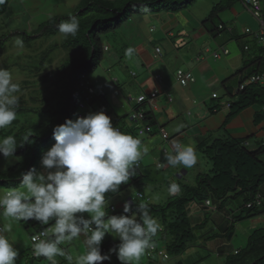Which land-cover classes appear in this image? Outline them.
Here are the masks:
<instances>
[{
    "label": "trees",
    "instance_id": "1",
    "mask_svg": "<svg viewBox=\"0 0 264 264\" xmlns=\"http://www.w3.org/2000/svg\"><path fill=\"white\" fill-rule=\"evenodd\" d=\"M195 1L84 0L77 13V17H84L80 32H78L79 36L75 38L69 36L68 42V46H75V57L57 70L55 81H53L55 79L53 74L45 76L44 86L51 87L53 91L49 95H45L46 91L51 89L46 88L44 95L32 98V107L28 106L24 109L26 96L21 95L18 98L19 107L16 109V120L9 128L0 130V141L8 136L15 138L17 148L13 156L18 159L16 165L6 172L0 173V183L18 182L23 185V175L32 174L34 176L46 148L55 141L53 128L64 125L67 120L74 122L80 103L85 101L81 92V79L86 74L90 75L96 72L105 58L102 37L116 32L121 24L128 21L135 13L143 11L151 13L179 12L187 9ZM230 7L231 3L216 7L204 25L213 26L218 15ZM5 10L6 7L2 6L0 14ZM210 32L214 33L215 31L211 29ZM84 66L86 67L84 68ZM263 72L264 56L262 50H259V55L236 75L239 76V83L235 94L228 92L234 99L230 101V117L256 106L260 108L259 115L264 119V88L259 85H248L243 91H239L240 87L246 84L252 76ZM36 94L34 92V95ZM102 99V97L96 98L87 104L91 107L98 105L100 106L99 111H104L106 104L99 103ZM144 116L142 122H135L132 119L131 121L138 126L141 124L155 128L157 123L152 112H144ZM126 118L127 116L122 119ZM119 128L124 135H138L139 128L130 129L131 134H127L124 129ZM29 133H31L29 143L20 147L22 139ZM201 153L211 162L212 169L208 173L199 174L194 186L181 182L180 194L173 196L165 204H145L149 216L159 220L162 224L164 236L168 238L164 250L170 258L183 255L195 239L194 231L201 227L194 225L189 214L188 207L194 203L206 205V202L209 201L217 211H222L231 201L240 200L242 202L239 212H230L233 214L231 224L227 228L226 235L223 236L227 239L234 237L239 223L256 217H264V140L256 150H250L242 140L205 142L201 146ZM0 158H4L2 154H0ZM134 171V177L128 184L122 185L117 193H113V197L132 188L141 187L150 180V175L143 167L138 166ZM250 205L251 207H248ZM137 209L138 205H133L127 214L122 210L116 211L112 215H127L128 217L131 213L139 215ZM52 224H55V221ZM50 227L51 225L42 226L35 220H29L27 226L23 225L30 238L41 231L50 229ZM53 240L54 237H49L46 242ZM152 243H155V239L152 240ZM115 247L116 243L108 240L100 248V251L115 249ZM45 260L41 257L37 262ZM224 264H264V226L253 231L246 247L236 254L228 255Z\"/></svg>",
    "mask_w": 264,
    "mask_h": 264
},
{
    "label": "rangeland",
    "instance_id": "2",
    "mask_svg": "<svg viewBox=\"0 0 264 264\" xmlns=\"http://www.w3.org/2000/svg\"><path fill=\"white\" fill-rule=\"evenodd\" d=\"M83 1L84 0H6V3L3 5L4 8L6 7V10L0 14V69L10 72L13 78L12 82L20 86L21 91L16 95L18 98L21 95L26 96L24 99V109L28 106L32 107V98L44 95V89L48 88L44 86L46 82L45 76L47 74H53V77L55 78L53 81H55L57 77V70L63 65L69 63L75 57V46H68L70 37H63L58 31V25L60 23L67 22L69 17H75L79 22L78 32H80L84 17H77V13ZM209 1H211L214 5L227 4V0H223L222 2L224 3L221 2L222 4L220 3V0ZM236 1L237 0H235V2ZM199 2L201 3L202 0H198V3ZM237 2L242 15L249 16L250 19H253L256 22V20L250 16L249 13H247L243 3L240 0ZM229 3H231V0H229ZM0 8H2V6H0ZM234 16V11L225 12L221 14V19L225 23L231 24V19ZM245 24L246 23L241 22L240 24L238 23L235 25V27L238 31L244 30ZM155 27L158 28L157 25H155ZM186 29L188 34L184 33V35L193 36L194 31L201 30L202 26L200 23L197 24V27L192 25L190 26L188 22L186 24ZM138 31L139 25L137 21L134 22L133 20H130L128 22L122 23L116 32L102 37L103 46L108 47L110 51L107 53L105 52V58L100 64V67L97 69L96 74H86L81 79L82 88H88V86L92 85L96 88L97 95L101 94L105 96L108 105H106L104 113L110 114L112 118V125L118 123L119 127L124 129L127 134H131L130 129H133L138 125L131 121V117L121 119L125 117L124 115L126 111L124 110H133L135 105H137L136 103H129L130 98L136 100L138 96L135 95L131 90L133 79L129 77L128 73H139L141 65H139L138 61L135 63L132 62V58H137V53L133 54L131 59H128L125 57V50L128 48L133 49L135 46H138L141 43ZM78 32L76 36H79ZM224 34L225 33H222L221 36ZM16 38L23 40V48H17L14 46V40ZM159 48L163 47L159 45ZM85 67L86 66H84V68ZM103 80L106 81L104 85L105 89H107L106 93L98 90L95 84V82L101 84ZM115 81H118V84L115 83ZM52 91V88L47 90L45 95H49ZM34 92L39 95H34ZM81 92L83 95V90ZM91 98L93 99L94 97L85 95V103L87 104ZM121 106L124 107V110L120 108ZM99 107L100 106L98 105L94 107L95 113L101 112L99 111ZM80 114H83V111L78 109L75 120L79 118L78 116ZM117 117H121L120 120H118ZM131 136L135 139H139L142 142L143 140H146V136L149 135L142 137L138 135ZM185 141H182L181 145L192 147L195 151V146L191 144L190 139H186ZM254 143L255 139H251L250 150L255 149ZM54 144L55 141L46 148L43 157L46 155L47 151L50 150L52 146H54ZM153 147L156 151L158 161L165 164L162 147L158 142H156ZM195 153L197 155L198 162L191 169L176 167L175 169L171 170H158L153 167H146V164L144 163L143 169L150 175V180L141 187L132 188L121 194L120 198L111 197L110 199L106 200L108 202V206L106 208V217L112 216V207L118 212L122 211L126 202L131 203V206L139 205L141 203L163 205L173 197L168 193V189L172 184H177L180 186L182 182L183 184L194 186L196 184V177L199 174L208 173L212 169V165L209 164V161V167L203 166L201 162V155H199L198 152ZM17 162L18 159L15 156H11L7 159L0 158V173L6 172L8 169L16 165ZM183 170L188 171L189 174L184 181H181L177 178V175ZM49 171H55V169L46 170L43 167L41 160L34 177L36 175L47 176ZM21 187L22 185H20L18 182L0 183V197H2L7 190H23ZM138 194H141L143 198L139 199ZM241 204L242 202L240 200L234 202L231 201L226 204V208L222 211H217V209L213 211V209L216 208L215 206H213L211 209L206 208L205 205L196 203L190 205L188 210L190 216H192L191 219L194 225L201 224L203 227H200L194 231L195 239L189 245L187 251L183 255L172 257L167 261L160 260V257L155 256V263L176 264L178 262H182L183 264H224L227 256L235 253L234 250L239 249L240 251L246 247L247 241L253 231L264 226V217H256L239 223L236 227V232L232 240L228 241V239L225 238V240L221 241L218 238H215L216 235H221L224 233V228L226 226L227 228L229 227L231 222L228 221V215L232 216V213H230L231 211L234 213L239 212ZM194 208H196L199 213L195 214ZM2 212L3 209H0V229L3 230L5 226L11 224V232H2L14 250L19 253L15 264H50V262L47 260L43 262H37L38 259L34 257L31 238L29 237L27 231H25L23 228V225L27 226V223L23 221L19 223L7 221L3 218ZM133 214L135 213H131L129 218H131ZM135 215L137 222L140 223L141 221L139 219V215ZM78 218L86 220L90 219L87 214H83ZM53 221L54 220H50L49 222L51 227L48 229V231L50 233L51 228L54 225L52 224ZM157 223L160 225V227H162V224L159 220H157ZM48 237H52L51 234ZM86 238L87 237L81 233L80 238L74 240L71 244L58 246L66 253V255H71L73 257L72 264H75V258L77 255L84 254V240ZM155 239L156 244H153L156 245L159 250L164 249L167 240L163 241L162 235L159 232L157 233ZM44 240L46 241L47 239ZM108 240L116 243L114 253L111 252L110 254V249L100 251V248ZM120 243L121 241L118 236L113 237L106 234L101 244L98 246V250L102 256H109V259L105 260L103 264H121L117 258ZM223 244L228 245L229 249L222 254H217L218 250H214L213 247H217L219 245L221 246ZM56 260L57 264H69L68 260L62 257H56ZM140 264H150L149 259L147 258V252L141 258Z\"/></svg>",
    "mask_w": 264,
    "mask_h": 264
},
{
    "label": "clouds",
    "instance_id": "3",
    "mask_svg": "<svg viewBox=\"0 0 264 264\" xmlns=\"http://www.w3.org/2000/svg\"><path fill=\"white\" fill-rule=\"evenodd\" d=\"M5 3L6 0H0V6ZM78 30L79 22L75 17H69L67 22L58 25L59 33L65 38H75ZM14 46L23 48V40L16 38ZM134 51L126 49L125 57L131 59ZM12 79L10 72L0 69V130L9 128L17 118L19 99L16 94L21 89ZM87 89L90 88H82L86 94H94ZM81 104L86 109L85 101ZM79 110L84 109L79 106ZM29 137L31 133L22 139L19 146L29 143ZM53 137L55 144L43 157L42 165L46 170L55 171H49L47 176L23 175V190H7L0 197L3 218L16 223L35 220L42 226L54 220L51 233L45 230L31 237L34 257H43L50 264H57L56 257L65 258L72 264L73 257L66 255L58 246L71 244L80 238L81 233L87 237L84 240L85 252L76 256L75 264H103L108 260L109 256H102L98 250L106 234L120 238L117 258L121 264H140L141 258L153 247L152 240L160 225L149 216L143 203L137 209L142 223L137 222L135 214L131 218L112 215L105 219L108 206L105 196L109 192L117 193L122 185L128 184L149 148L143 146L139 139L114 128L110 117L103 111L77 118L75 122L67 120L64 125L53 128ZM16 148L13 136L0 141V154L6 159L13 156ZM171 148L172 152L164 156L166 166L191 169L197 164V155L192 147L173 140ZM168 193L179 195V186L170 185ZM130 210L131 203L126 202L123 211L127 214ZM83 214L90 219L78 218ZM0 230V264H15L19 253L3 235V232H11V224ZM50 234L54 240L46 242L44 239ZM42 236L46 238L42 240ZM113 251L115 249H111L110 254Z\"/></svg>",
    "mask_w": 264,
    "mask_h": 264
},
{
    "label": "crops",
    "instance_id": "4",
    "mask_svg": "<svg viewBox=\"0 0 264 264\" xmlns=\"http://www.w3.org/2000/svg\"><path fill=\"white\" fill-rule=\"evenodd\" d=\"M222 1L220 0V3ZM237 1L231 0V7L218 15L213 26H206L204 22L220 4L214 5L209 0H202L201 3L196 0L187 9L179 12L151 13L143 11L142 13H135L128 20L137 21L141 39V43L133 48L134 54L137 53V58H132V62H139L141 69H139V73H128L129 77L133 79L131 90L138 97L148 96L155 90L159 91L158 99L155 102L157 108L154 111L149 104L135 105L133 110H124V107H120L126 111L125 117H131L134 111L138 109L152 112L157 123L152 130V135L146 136V140L141 142L143 146L149 148V152L142 158L139 166L144 167L145 163L146 167L160 169L158 165L161 164L162 170L175 169L166 166V161L165 164L158 161L153 147L156 142L162 147V153L165 149L171 153L173 140L181 144L182 141L190 139L191 144L195 146V152H198L202 157V165L209 167L211 162L201 153V146L205 142L242 140L250 148L251 139H255V149L253 150H256L261 141L264 140V119L259 115V107L254 106L246 109L233 117H230L231 111L228 108V105L231 104L230 101L234 100L228 92L235 94L238 88L239 76L236 75L259 55V50H262L256 40L245 33L246 28L257 31L259 29L258 24L249 16L242 15ZM233 11L235 16L231 19V24L225 23L221 19V14ZM247 13L249 12L247 11ZM250 16L252 15L250 14ZM188 22L190 26L194 27L200 23L202 29L194 31L193 36H186L184 33L188 34L186 31ZM241 22L246 23L245 29L238 31L235 25ZM211 29L215 32L211 33ZM222 33L225 34L221 36ZM159 45L163 48H159ZM245 46H249V50H245ZM105 48H107L106 53L110 51L108 47ZM157 49L161 50L160 55L156 54ZM215 55L218 57L215 58ZM179 70L192 73L195 82L187 87L179 85L176 80V72ZM105 83L104 80L101 84L95 82L97 89L103 93L107 92ZM115 83L118 84V81ZM88 88L94 91V94L91 95L94 97L93 99L102 97L103 99L99 103L108 105L104 95H97L95 87L90 85ZM214 94L218 96L217 99H213ZM83 95L84 97L85 95L88 96L85 92ZM167 95H172V104L168 102ZM93 99L91 98V100ZM129 103L135 104L136 102L129 101ZM94 107L86 104L83 114L88 116L95 113ZM109 117L112 120L110 114ZM120 118L117 117L118 120ZM114 125L119 126L118 123L112 126ZM137 126L136 129L142 125ZM161 130H164L173 140L165 142L161 137ZM163 155L165 156L164 153ZM188 174V171L183 170L177 175V178L185 180ZM112 194L111 192L106 194L105 199L108 200L113 197ZM120 197V195L116 196V198ZM115 212L111 210L112 214ZM194 213H199V211L194 208ZM228 216L229 219L228 217L227 219L231 222L230 217L232 219L233 214ZM154 220L157 221V219ZM198 226L203 227L201 224ZM224 229L227 231V226ZM225 231L221 235H216L215 238L221 241L225 240L223 237L227 233ZM158 232L162 235L163 241L168 239L164 236L162 227ZM155 238L156 236L153 239ZM230 240L232 239H228V241ZM213 249L218 250L217 254H222L229 249V246L223 244L213 247ZM238 251L239 249L234 250L235 254ZM150 264L157 263L154 261Z\"/></svg>",
    "mask_w": 264,
    "mask_h": 264
},
{
    "label": "built area",
    "instance_id": "5",
    "mask_svg": "<svg viewBox=\"0 0 264 264\" xmlns=\"http://www.w3.org/2000/svg\"><path fill=\"white\" fill-rule=\"evenodd\" d=\"M243 5L245 6V8L247 9V11L252 15V17L256 20L259 29L257 31H253L249 28L245 29V33L248 36L253 37L256 42L261 46L262 48V53L264 56V13H263V1L264 0H240ZM107 50V49H106ZM245 50H249V46H245ZM156 54L160 55L161 54V50L157 49L156 50ZM218 55H215V58H217ZM157 80L160 82L159 78H157ZM176 80L177 83L183 87H187L189 84L194 83L195 82V78L193 77L192 73L190 72H185L182 70H179L176 74ZM248 85H259L262 86L264 88V72L259 74V75H254L252 76L246 84L242 85L239 89V91H243L246 86ZM87 91L90 94H93L94 91L92 89H87ZM159 96V91L155 90L154 92H152L150 95H142L140 97H138L136 100L133 98H130L129 101L130 102H136V104L138 106H143V105H147L149 104L150 107L152 108V110H156L157 106L155 104L156 100L158 99ZM218 96L216 94L213 95V99H217ZM167 100L170 104L173 103V98L172 95H167ZM231 106L228 105V108H230ZM80 109H85V105L81 104L80 105ZM109 117V114H106ZM79 118H85L82 114H80L78 116ZM144 111H141V109H138L136 111H134V113L131 116V119L135 122H142L144 120ZM114 128H116L118 131H121V129L117 126H113ZM153 128L148 126V125H142L141 127H139L138 129V136H146V135H151ZM161 137L165 142H171L173 139H171L169 137V135L164 131L161 130ZM123 134V133H122ZM163 153H169L168 149L163 150ZM158 168H162L161 164L158 165ZM139 198H142V195L139 194L138 195ZM258 199H260V197H258ZM206 208H213L212 204L208 201L206 202ZM248 207H251L248 206ZM216 208L213 209V211H215ZM112 211H115L114 208H112ZM0 234H1V230H0ZM46 237H41V239L43 240ZM158 256L163 260H168L169 256L168 254L165 252V250L163 249H158L156 245L153 244V247L147 251V258L149 259V262H154V257Z\"/></svg>",
    "mask_w": 264,
    "mask_h": 264
},
{
    "label": "bare ground",
    "instance_id": "6",
    "mask_svg": "<svg viewBox=\"0 0 264 264\" xmlns=\"http://www.w3.org/2000/svg\"><path fill=\"white\" fill-rule=\"evenodd\" d=\"M224 28V27H223Z\"/></svg>",
    "mask_w": 264,
    "mask_h": 264
}]
</instances>
